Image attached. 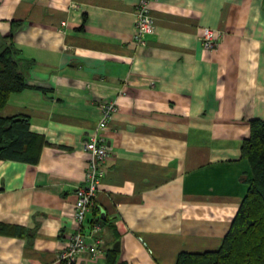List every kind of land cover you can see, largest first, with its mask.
Masks as SVG:
<instances>
[{
  "label": "crops",
  "instance_id": "0c3cea01",
  "mask_svg": "<svg viewBox=\"0 0 264 264\" xmlns=\"http://www.w3.org/2000/svg\"><path fill=\"white\" fill-rule=\"evenodd\" d=\"M141 1L0 0V33L30 62L2 113L27 115L36 135L31 160L0 157V264H66L85 140L111 99L85 225L100 222L102 251L73 264H177L221 247L251 176L242 142L264 118V0H148L142 45Z\"/></svg>",
  "mask_w": 264,
  "mask_h": 264
},
{
  "label": "trees",
  "instance_id": "16d2710c",
  "mask_svg": "<svg viewBox=\"0 0 264 264\" xmlns=\"http://www.w3.org/2000/svg\"><path fill=\"white\" fill-rule=\"evenodd\" d=\"M0 33V157L29 161L36 135L27 115H3L13 92L27 86L23 59ZM251 165L248 189L221 247L205 253L181 252L177 264H264V118L251 121L241 146Z\"/></svg>",
  "mask_w": 264,
  "mask_h": 264
},
{
  "label": "built area",
  "instance_id": "2783aa9c",
  "mask_svg": "<svg viewBox=\"0 0 264 264\" xmlns=\"http://www.w3.org/2000/svg\"><path fill=\"white\" fill-rule=\"evenodd\" d=\"M154 30L155 24L148 8V0H142L137 10L135 40L141 45L145 44L146 34ZM201 39L207 48L217 45V39L211 27L204 28ZM116 108V100L111 99L102 103V115L98 129L88 135L85 140V149L90 153V159L84 179L75 189L74 217L76 228L69 233L67 244L59 253L60 259L66 264H73L83 251H89L92 255H97L102 251L101 239L96 235L93 236V233L101 228L100 222L94 221L90 232L86 231L85 225H87V214L94 203L99 184L106 175L105 162L109 155L108 140L99 130L107 127Z\"/></svg>",
  "mask_w": 264,
  "mask_h": 264
}]
</instances>
